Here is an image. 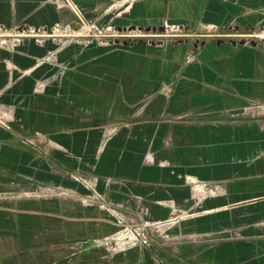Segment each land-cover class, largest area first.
<instances>
[{
	"label": "crops",
	"instance_id": "crops-1",
	"mask_svg": "<svg viewBox=\"0 0 264 264\" xmlns=\"http://www.w3.org/2000/svg\"><path fill=\"white\" fill-rule=\"evenodd\" d=\"M166 23L182 37L206 34L212 51L207 68L192 74L191 90H182L168 111L174 116L148 111L121 128L94 171L79 166L96 174L102 201L25 209L0 203V264H74L66 247L105 231L102 208L174 220L163 264H264V113L249 116L242 96L248 81L264 83V37L248 39L264 33V0H0V60L8 57L10 35L158 33ZM20 49L34 55L33 45ZM92 144L81 149L83 162L91 163ZM43 219L64 229L41 235L24 227ZM138 255L133 249L110 263L91 257L96 264H138Z\"/></svg>",
	"mask_w": 264,
	"mask_h": 264
},
{
	"label": "rangeland",
	"instance_id": "rangeland-1",
	"mask_svg": "<svg viewBox=\"0 0 264 264\" xmlns=\"http://www.w3.org/2000/svg\"><path fill=\"white\" fill-rule=\"evenodd\" d=\"M165 25L158 33L90 29L9 38L8 57L0 60L1 204L25 209L102 201L96 174L80 173L79 166L94 171L112 138L121 128L144 120L148 111L159 109L173 117L168 111H174L182 90H191L192 74L207 68L204 57L212 51L205 43L210 38L202 34L197 39L192 33L182 37L175 24ZM255 36L264 33L249 35V41ZM22 45H33L34 55H27ZM256 69L248 65L249 73ZM246 84L243 107L249 116L264 113V83ZM238 94L231 91L232 96ZM116 112L126 116L117 117ZM90 142L91 163H86L80 154ZM145 162H153L151 154ZM98 211L109 220L103 223L105 231L89 242L67 246L72 252L69 262L96 264L91 256L101 255L110 263L114 256L135 249L138 264L150 259L163 264L160 252L174 243V220H150L142 211ZM28 221L24 227L41 235L48 228L64 229L57 221L53 226V220L51 225L48 219Z\"/></svg>",
	"mask_w": 264,
	"mask_h": 264
},
{
	"label": "built area",
	"instance_id": "built-area-1",
	"mask_svg": "<svg viewBox=\"0 0 264 264\" xmlns=\"http://www.w3.org/2000/svg\"><path fill=\"white\" fill-rule=\"evenodd\" d=\"M108 31H110V30H108ZM112 33V32H111ZM18 35H21V34H18ZM25 35H28V34H25ZM30 35H33V34H30ZM34 35H37V34H34ZM11 36H13V37H15V36H17V35H10V37ZM3 37V36H2ZM6 36H4V38H5ZM0 43H2V44H5V40H0Z\"/></svg>",
	"mask_w": 264,
	"mask_h": 264
}]
</instances>
